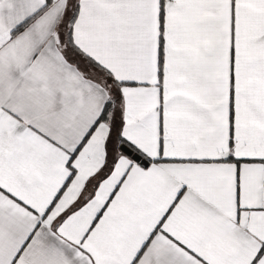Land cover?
<instances>
[{
	"label": "snow or ice",
	"instance_id": "obj_1",
	"mask_svg": "<svg viewBox=\"0 0 264 264\" xmlns=\"http://www.w3.org/2000/svg\"><path fill=\"white\" fill-rule=\"evenodd\" d=\"M0 264H264V0H0Z\"/></svg>",
	"mask_w": 264,
	"mask_h": 264
}]
</instances>
